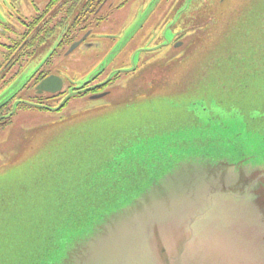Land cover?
I'll return each mask as SVG.
<instances>
[{"label": "rangeland", "instance_id": "obj_1", "mask_svg": "<svg viewBox=\"0 0 264 264\" xmlns=\"http://www.w3.org/2000/svg\"><path fill=\"white\" fill-rule=\"evenodd\" d=\"M30 1L0 0V19ZM173 1L127 0L99 31L98 44L107 42L110 51L96 64L72 72L91 78L105 67L132 64L112 76L156 56L167 66L164 83L145 97L70 106L24 157L18 149L12 163L0 169V264H52L86 221L97 219L96 184L104 178L105 164L124 155L116 151L128 140L131 160L173 151L180 140L190 153L207 150V144L229 155L239 150L264 159V0H223L220 5L184 0L178 10ZM195 11L202 13L200 24L185 23ZM214 16L208 29L207 17ZM185 26L191 35L182 47L165 44ZM110 32L118 36L111 44V34L105 35ZM159 37L166 39L162 45L156 44ZM33 70L26 68L17 81L24 84ZM13 90L14 84L6 87L0 103ZM18 132L10 133L14 149L23 138L13 136Z\"/></svg>", "mask_w": 264, "mask_h": 264}, {"label": "water", "instance_id": "obj_2", "mask_svg": "<svg viewBox=\"0 0 264 264\" xmlns=\"http://www.w3.org/2000/svg\"><path fill=\"white\" fill-rule=\"evenodd\" d=\"M129 141L96 184L97 219L52 264H264V159L180 140L131 160Z\"/></svg>", "mask_w": 264, "mask_h": 264}, {"label": "flooded vegetation", "instance_id": "obj_3", "mask_svg": "<svg viewBox=\"0 0 264 264\" xmlns=\"http://www.w3.org/2000/svg\"><path fill=\"white\" fill-rule=\"evenodd\" d=\"M183 1L174 0L172 5L178 10ZM201 1L209 4V0ZM222 2L217 0L218 5ZM126 4L127 0H31L25 9L15 8L8 11L6 19H0V93L14 84L13 93L0 103V169L12 163L18 149L24 157L34 140L48 132L70 106L81 107L113 97L130 100L135 95L149 96L153 86L167 80V66L162 67L156 56H149L144 62L140 59L137 68L117 71L112 76V71L132 67V64L105 67L91 78L72 74L74 67H90L110 51L111 45L108 48L107 42L101 40L98 44L99 31H104L115 11ZM211 13L214 11L207 15ZM201 14L191 12L185 23L200 24ZM215 19V16L207 17L208 29ZM199 27L206 28L205 25ZM188 28H179L175 38L165 44L173 49L182 47L191 35ZM110 34L107 40L111 44L118 36L114 32L105 33ZM207 36L205 32L202 37ZM165 40L159 37L156 44L160 41L162 45ZM125 60L129 62L128 58ZM140 66L142 69L138 70ZM28 67L34 70L21 84L17 80ZM119 87L121 92H117ZM18 129L23 138L14 149L15 139L10 133ZM15 134L21 135L18 132L13 136Z\"/></svg>", "mask_w": 264, "mask_h": 264}]
</instances>
